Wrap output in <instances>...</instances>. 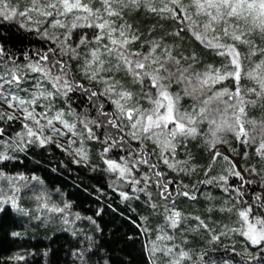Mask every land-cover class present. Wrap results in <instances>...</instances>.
I'll list each match as a JSON object with an SVG mask.
<instances>
[{"label":"trees","instance_id":"obj_1","mask_svg":"<svg viewBox=\"0 0 264 264\" xmlns=\"http://www.w3.org/2000/svg\"><path fill=\"white\" fill-rule=\"evenodd\" d=\"M153 6L159 8L157 4ZM119 20L131 25L140 37L128 45L132 52L147 54L151 42L157 41L161 45L156 51L157 55L163 57L164 49H170L172 55L180 60L181 67L192 65L199 72L208 68L231 70L228 56L219 55L218 51L221 50L206 47L197 40L188 21L181 22L168 13H153L143 4L138 8H124ZM65 25L54 35V42L52 38L41 37L37 31L23 26L18 15L11 19L0 17V49L3 50L0 55V71L14 64L19 65L28 76H36L40 80L44 78L42 81L47 90L55 91L49 88L51 82L47 77L40 72L32 73L26 67L30 61H38L51 68L49 62L41 60L47 54L50 59L63 60L72 77L84 88L103 92V88L99 87L102 84L90 81L84 74L85 59L90 57L92 41L99 30L88 26L76 27L71 30L70 38L65 40V36H69L71 23L66 22ZM198 30L202 31V28ZM82 37H86L88 43L80 44ZM248 37L254 47L236 44L242 67L240 87L259 90L258 84L249 79L247 73L264 60L261 54L264 34L255 30ZM61 41H64L66 47L70 45L76 48L78 56L73 58L70 51L63 53L59 47ZM50 49H55L54 57ZM51 70L58 74V69ZM102 75L106 78L111 75L119 80L128 90L137 94L142 107H151L143 97L149 88L133 82L126 71ZM182 87L174 84L171 91L180 93L181 109L191 111L194 100L183 94ZM236 87V81L228 78L216 84L214 90L227 88L232 92ZM106 99L101 97V101ZM223 99L227 100L228 97ZM245 99L257 101L255 105L246 106V119L254 121L255 127L253 124L245 125L255 140L242 144L232 132L219 133L224 142L217 144L215 151L221 152L222 156L212 164L213 151L206 144V139L210 138L209 124L201 122L198 125L199 135L182 139L177 147L175 161H187V165H180L181 168L186 167V171H175L163 164L159 160V149L151 141L141 144L130 136L104 153V148L111 143L105 142L106 136L116 132L107 126L106 121L104 127L92 126L98 139H88L87 131L84 130L87 159L83 160L75 159L54 142L44 146L37 143L21 144L19 148H6L0 144V153L9 157L0 160V174L3 178L24 176L26 179L18 180V184L27 180L31 184L42 185L40 193L47 190L52 195H45L49 201L58 203L62 208L65 206L71 212L68 222L60 214L36 219L26 210L31 201L27 203L22 200L17 207L8 203L0 204V264H172L171 256L159 250L167 245L187 253L181 264H264V247L253 245L241 235L243 225L238 216L240 208L248 205H252L256 216H264V207H261L264 200L255 199L257 195L264 197V160L255 153L262 138L260 125L264 124V99L252 93L246 94ZM52 107L62 109L67 115L71 110L81 117L87 114L88 119H105L98 116L96 106L82 89L69 92L67 96H56L52 100ZM110 107V102L105 103V109L112 112ZM220 107L223 108V105ZM228 114L230 116L231 111ZM77 122L82 129L83 125ZM20 125L17 119L7 120L6 116L0 119V129H3L0 140L18 143ZM123 135L117 134L116 139L119 140ZM145 149L143 158H150L158 164L157 170L162 173L160 180L173 182L169 184L168 199L162 195L161 188L157 186V178L147 164L140 163L134 170L138 174L136 179L141 180L135 186L138 189L144 188V191L134 193L129 184L106 168L105 159L121 163L127 159L131 165L141 159L140 153ZM149 152L152 153L151 157ZM224 156L235 165L243 181L229 175L231 165L223 159ZM249 169L254 171L250 172ZM219 174L228 177L229 191L224 190L226 186L219 181ZM145 176L151 179L144 180ZM205 179L211 183H203ZM249 181L251 183H247ZM241 185L243 196H237L233 189ZM184 191L195 196V199L185 197L182 194ZM121 192L129 198H122ZM165 207L181 213V223L177 228L169 225ZM44 220L48 222L45 229L37 225ZM200 221L207 227L202 226ZM163 235H169L172 239L157 240L158 236ZM213 235L217 239L213 240ZM164 243L166 245L161 246ZM153 244L158 248L155 252L151 251Z\"/></svg>","mask_w":264,"mask_h":264},{"label":"snow or ice","instance_id":"obj_2","mask_svg":"<svg viewBox=\"0 0 264 264\" xmlns=\"http://www.w3.org/2000/svg\"><path fill=\"white\" fill-rule=\"evenodd\" d=\"M99 2L101 7L93 8L92 0H30L31 7L26 8L24 11H18L16 7H11L7 0H0V16H3L4 19H11L13 16L19 15L32 20L30 14L35 11L38 16L45 18V20H35L34 23L37 25L48 22L53 28H63L66 25L57 17H67L72 14L74 19L68 29L69 36H65V40L70 38L73 28L86 25L98 29L99 34H95L92 41L96 44V47L89 53L91 59H85L84 74L90 81L105 86L103 92L84 88L72 77L68 65L63 60H53L45 54L41 57V60L49 62L51 68L41 67L39 62L28 64L26 67L32 72L43 73L50 80L55 91L41 89L40 85L37 84L35 85L37 91L27 93L26 96L22 97L18 93L24 90L22 88L24 73L19 65L14 64L12 68L7 69L3 75H0V81H2L0 82V102L7 105L13 112L19 110L22 117L0 112V119H4L5 116L7 120L22 118L25 121L22 125L25 132L17 133L18 143L0 140V144H4L6 148H19L21 144L35 143L44 146L53 142L54 137H67L69 133L74 137H82L84 130L87 131L88 139H98L92 126L104 127L106 121L107 126L115 129L116 132H110L106 136L105 142L110 141L111 143H109V147L104 148V153L109 152L112 146L123 143L127 136H131L133 140L139 141L141 144L151 141L159 149V160L170 169L186 171L187 168H181L180 165H187V161H175L177 147L182 139L195 138L199 135L198 125L201 122L206 121L209 124L208 133L210 138L206 139V144L213 151L212 164L216 162L218 157L222 156L221 152L215 151L216 145L224 142L223 138L218 135L219 133L232 132L242 144L255 140L254 136H250L245 125L253 124L255 127L254 121L246 119V106L255 105L257 101L247 100L245 95L252 93L257 98L264 99V60L247 73L248 78L255 80L258 84L259 90L256 88L242 89L240 87L242 77L241 57L236 44H248L250 47H254L246 37L257 29L261 34H264V0H194L197 13L207 17L202 24L192 19L182 0H160L162 6L159 8L153 6V0H99ZM141 4L147 6L148 10L153 13H168L181 22L188 21L192 34L206 47L226 50L218 51V54L227 55L231 58V70L221 71L208 68L203 72H199L192 65L181 67L180 60L172 55L170 49H164L163 57L155 54L157 49L161 47L157 41L151 42L147 54L130 51L128 45L140 39L139 35L132 30V26L129 24H121L117 29L114 21L110 18H119L122 16L124 8H138ZM47 18H51V20L48 21ZM81 21H84L85 24L82 25ZM241 21H243V24H241ZM200 28H202V31L198 30ZM36 30L39 31L38 28ZM209 32L212 33L211 39L208 38ZM44 35H48L46 29ZM105 38L109 43L101 45V41ZM225 38L230 39L233 43H220ZM52 39L54 42L56 41V37L53 36ZM86 43H88L86 37H82L80 44ZM59 47L65 54L70 51L73 58L78 56L76 48L70 45L66 47L64 41L60 42ZM101 47L103 52H101ZM50 51L54 57L55 49H50ZM2 54L3 50L0 49V55ZM261 54L264 55V49L261 50ZM105 56L111 59L106 60L104 59ZM132 57H136V59ZM192 59L195 60V56ZM52 68L58 69V74L53 73ZM121 70L130 74L133 82L149 88V92L144 93L143 97L151 104L150 108L142 107L137 99V94L128 90L119 80L114 79L111 75L108 78L102 75L103 73H113ZM228 78L236 81L235 91L230 92L227 88L221 91L214 90L216 84ZM5 84L15 86L17 92H9L5 95L3 91ZM174 84L182 85L183 94L194 100L191 111L181 109L179 102L182 97L180 93L171 91ZM77 89H82L88 96L89 101L96 106L98 116L105 118L104 120L88 119L87 114L81 117L70 110L68 115L74 116L83 125L79 132L76 129V123L65 119L66 114L62 110H56L53 114L52 108V100L56 96H67L69 92ZM225 96L228 97L227 100L223 99ZM101 97L107 99L101 101ZM42 99L48 100L49 103L44 105V111L37 112L35 106H38ZM108 102H110V105H114V111L109 112L105 109V103ZM220 105H223V108ZM229 111H231L230 116ZM57 123L61 127H56ZM46 130L51 132L52 135H45ZM260 130L262 138L256 151L260 158L264 160V124L260 125ZM119 133H124V135L117 140L116 135ZM0 136H3V129H0ZM75 142V140L69 139L68 147H72ZM58 147L62 146L58 145ZM144 151L146 149L140 153L141 159L131 163V165L127 159L123 163H118L112 159H105L104 162L109 171L119 174L120 179L131 176L138 164H147L153 176L157 178V186L161 188L162 195L165 196V199H168L170 197L169 184L173 182H162L160 180L162 173L157 170L158 164L153 163L150 158L144 159ZM75 152L82 159H87L83 143L75 149ZM151 155L152 153L149 152V157ZM8 158L4 153H0V160ZM223 159L231 165L228 169L229 175L239 177L243 181V176L235 170V165L231 163L229 158L224 156ZM212 164L209 165V168ZM249 171H254V169H249ZM205 175L207 176V173ZM0 178H3L2 174H0ZM7 179L13 182L24 180L26 177H7ZM32 179L37 178L33 177ZM143 179L149 180L151 178L145 176ZM219 180L224 182L226 186L224 190L229 191L227 187L228 177L220 176ZM130 182L132 185H138L141 180L133 178ZM202 182L211 183L207 179ZM242 187L243 185L233 189L237 192V196H243L240 190ZM18 191L19 188H14V192ZM134 191H144V188H134ZM182 194L190 199H195V196L187 191ZM120 195L124 199L129 198L124 192H121ZM255 199L261 201L264 200V197L257 195ZM8 201H11L13 207H17L15 195L8 197L3 202L7 203ZM241 204L243 205V201H241ZM42 206L47 207L46 204ZM261 207H264V205H261ZM49 210L62 211L59 208ZM238 216L243 225L241 235L253 245L264 247V216H256L253 213L252 205L242 206L238 211ZM195 219L199 220V217ZM167 220L172 228H177L181 223V213L174 209L170 210ZM200 224L207 227L203 221H200ZM171 239L172 237L169 235L157 237V240ZM212 239L215 240L217 237L213 235ZM173 247L159 250L163 251L165 255H172ZM157 250V246L153 244L151 251L155 252ZM186 256L187 253L180 251L178 255L174 256L172 264H181Z\"/></svg>","mask_w":264,"mask_h":264},{"label":"rangeland","instance_id":"obj_3","mask_svg":"<svg viewBox=\"0 0 264 264\" xmlns=\"http://www.w3.org/2000/svg\"><path fill=\"white\" fill-rule=\"evenodd\" d=\"M7 2L10 4L11 7H16L18 9V11H24L26 8H29V7L32 6L31 3H30V0H7ZM182 3L187 8L188 13L191 15V17H192L193 20L199 21L201 24L204 21H206V19H207L206 16H204L203 14H198L197 13V8L195 7L194 0H182ZM155 4H157L158 7H161L162 6L160 4V0H153V5H155ZM92 7L93 8H99V7H101V4H100L99 0H92ZM30 15L32 17V20H29V19H27L26 17H23V16H19V15L18 16L20 17L21 23H22L23 26H25L27 28H30V29H33L34 31H37L36 29L38 28L39 31H37V32L39 33V35L41 37L52 38L58 32V30L61 29V27H56V28L51 27L50 26V23H48V22L41 23V24L37 25L36 23H34L35 20H37V19L45 20V18L38 16V14L35 11H33ZM81 15H83V14L81 13ZM0 17L3 18V16H0ZM57 18L60 19L64 24L66 22H69V23L72 24V21L74 19V16L72 14H70L67 17H57ZM110 19L114 21V24L117 27V29L119 28V26L121 24H124V22L121 21V20L117 21L118 17H111ZM47 20L50 21L51 18H47ZM80 23L82 25L85 24L84 21H81ZM241 24H243V21H241ZM85 27H87V26L85 25ZM45 29L48 32V35L47 36L44 35ZM257 31L260 33V31L258 29H257ZM211 37H212V33L209 32L208 33V38L211 39ZM246 38L249 39L248 36ZM108 43H109V41L107 40V38H105L103 41H101V45L108 44ZM220 43L230 44V43H232V41L230 39L225 38V39H222L220 41ZM95 47H96V44L93 43L92 44V47L90 48V51L92 49H94ZM90 51H89V53H90ZM221 51H226V50L221 49ZM101 52H103V48L102 47H101ZM155 54L157 55V53H155ZM132 58L133 59H136L135 57H132ZM228 58H229V60L231 59L229 56H228ZM89 59H91V57H89ZM104 59L108 60V59H111V58L105 56ZM37 62L38 61H30L28 64H36ZM113 62H115V61H113ZM39 64L41 65V67L50 68L49 65L42 64L41 62H39ZM105 66L107 67V64ZM7 69H2V71H0V75H3L7 71ZM28 70L31 71L30 69H28ZM52 72H53V70H52ZM23 73H24V83L22 84V88L24 90L23 91H20L18 93L20 96L24 97V96L27 95V93L37 91V89L35 87V85H37V84L40 85V88L41 89H47L45 83L42 81V80H44V78H42V80H40V79H37L36 76H34V77L28 76L26 74V72H24V71H23ZM40 74H41V72H40ZM106 77L107 76H105V78ZM0 82H2V81H0ZM50 87H52V86L49 84V88ZM99 87L100 88H103V90H104V87L105 86L102 84ZM222 89L223 88L219 89L218 91H221ZM3 91H4V94L7 95L9 92H12V93L17 92V89L15 88V86H9V85L5 84ZM48 103H49L48 100H43L42 99L40 101L39 105L38 106H35L36 107V111L37 112L44 111L45 110L44 105H48ZM110 106H111L110 107L111 110L114 111L115 110L114 105H110ZM56 110H62V109L53 108V114H54V112ZM0 112L6 113V114H13V115H15L17 117H22V113L19 110L13 112L12 109H9L7 107V105L3 104L2 102H0ZM65 119H68L70 122L76 123V129H77L78 132L81 130L80 129V126L78 125V122H77V120L75 118H71V117H69L66 114L65 115ZM17 120H19L20 123H21V125H20L21 126V129H20V131L18 133L25 132V129L22 126L23 123H25V121H23L22 118L21 119H17ZM55 126L56 127H61L58 123ZM33 127H35V126L33 125ZM62 130H64V129H62ZM64 131H66V130H64ZM44 134L47 135V136H51L52 135V133L49 132V131H47V130L45 131ZM208 135H209V133H208ZM84 137H85V135H83L82 137H80V136L74 137V136L71 135V133H69L67 137H59V136L54 137L53 138V142L56 143L57 145H61L62 146L61 148H63L65 151L69 152L75 159L83 160L80 156H78L76 154L75 149L76 148H79L81 146V143H83L84 151L87 154V148H86V144L84 142L85 141V138ZM25 139H27V137H25ZM69 139H72V140H75L76 141L75 144L72 145V147H68V140ZM255 153L257 154V151ZM117 162L118 163H121L119 161H117ZM106 168L108 169V166L107 165H106ZM113 173H115V172H113ZM115 175L117 177H119V174L118 173H115ZM137 175L138 174L133 171L132 174H131V176L126 177L124 179H121V180L124 181V183H127V184L130 185V189L132 190L133 193L134 192H137V191H134V188L135 189H138V188L135 185H131V182L130 181L133 178L136 179V176ZM220 176H224V175L223 174H219L218 175V179H219ZM17 182H18V180H15L13 182H10L7 179V177L6 178H0V204L4 203L3 201L7 200L8 197L15 195V197H16V204L17 205L20 204V201H22V200L27 201V203L31 201V203H29V207H27L26 210L30 211L32 213V216L34 218H36V219L37 218H43L44 219L46 215L60 214V215H62L63 218H65L64 219L65 221L68 222V220H70L71 212H69L68 210H66L65 209V206H64V208H62L61 205H57L58 203L49 201L45 197V195L47 197H52V195H51L50 192H48L47 190H45V193H43V192L40 193L41 191L39 192V189L43 188L42 185L41 186L39 184L34 185V184H31L30 182H28L27 180L23 184H18ZM220 182H223V181H220ZM14 188H19V191L18 192H14ZM7 203L10 204V205H12L11 201H8ZM45 204L47 205V207H43L42 206V205H45ZM51 208H59V209H62V211H50L49 209H51ZM164 210H166V212H165L166 215L165 216L167 218L168 212L170 210H173V209H170L169 207H165ZM46 221H48V220H46ZM46 223H48V222H45V220H44V221H41V223H37V225H40L43 229H45V228H47V224ZM165 245H166L165 243L164 244H161V246H165ZM167 247H172V246L171 245H167ZM179 252H180V249L179 248H174L173 247V254L170 255L171 256L170 259L173 260L174 256L178 255Z\"/></svg>","mask_w":264,"mask_h":264}]
</instances>
